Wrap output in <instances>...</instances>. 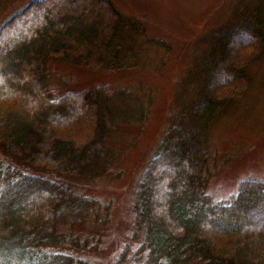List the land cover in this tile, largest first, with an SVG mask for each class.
I'll list each match as a JSON object with an SVG mask.
<instances>
[{
	"label": "trees",
	"instance_id": "obj_1",
	"mask_svg": "<svg viewBox=\"0 0 264 264\" xmlns=\"http://www.w3.org/2000/svg\"><path fill=\"white\" fill-rule=\"evenodd\" d=\"M240 17L197 56L190 120L176 115L145 163L133 264H264V180H241L214 199L205 171L208 124L244 95L264 57V0ZM140 35L164 46L111 0H0V264H91L82 253L97 243L75 229L94 200L75 187L106 177L117 157L110 139L143 124L151 98L141 85L58 93L49 83L61 62L106 73L135 67Z\"/></svg>",
	"mask_w": 264,
	"mask_h": 264
},
{
	"label": "rangeland",
	"instance_id": "obj_2",
	"mask_svg": "<svg viewBox=\"0 0 264 264\" xmlns=\"http://www.w3.org/2000/svg\"><path fill=\"white\" fill-rule=\"evenodd\" d=\"M111 1L129 22L144 26L148 41L161 40L164 46L142 44L141 35L133 38L140 49L137 65L119 72L61 62V72L56 75L53 70L49 86L62 93L106 82L141 85L151 98L147 120L120 130L110 139L117 157L106 177L75 187L94 200L83 224L75 229L88 245L97 243L82 256L91 264H133L138 260L136 248L143 240L134 223V192L145 163L159 148L168 123L176 115L184 114L185 121L190 120L189 111L200 97L199 72L193 66L197 56L216 34L236 25L241 13L258 0ZM250 75L244 95L229 103L205 131L210 154L205 166L207 191L214 199L228 198L241 180H264L263 56L252 63Z\"/></svg>",
	"mask_w": 264,
	"mask_h": 264
}]
</instances>
